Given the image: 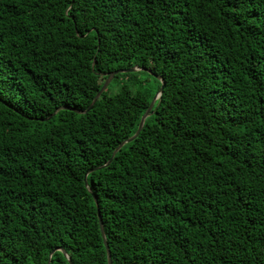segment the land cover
I'll return each instance as SVG.
<instances>
[{"label": "trees", "instance_id": "trees-1", "mask_svg": "<svg viewBox=\"0 0 264 264\" xmlns=\"http://www.w3.org/2000/svg\"><path fill=\"white\" fill-rule=\"evenodd\" d=\"M99 216L112 264H264V0H0V264H109Z\"/></svg>", "mask_w": 264, "mask_h": 264}, {"label": "water", "instance_id": "water-1", "mask_svg": "<svg viewBox=\"0 0 264 264\" xmlns=\"http://www.w3.org/2000/svg\"><path fill=\"white\" fill-rule=\"evenodd\" d=\"M138 71H146L148 73H151L149 70H145V69H142V68H139L137 66H135L134 68H131V69H125V70H118V71H115L113 73H110V74H107V80L106 82L104 83V86L102 87L101 91L97 94V96L95 97L93 103L91 104V106L89 107V109L87 111H78V110H73V109H70L74 112H77V113H87L88 111L91 110V108L96 104V102L98 101V99L101 97V95L105 92V90L109 87V85L111 84V82L114 80V78L118 75V74H123V73H134V72H138ZM154 77H156L158 80H160L162 82V86H161V89L159 90V92L156 94V96L154 97L149 109L147 110V112L144 114V116L142 117L141 119V122H140V126H139V129L137 131V133L130 139L124 141L113 153L112 155V158L110 159V161L104 166V167H101L99 169H102V168H105V167H108L114 157L117 155V153L128 143H131L133 141H135L140 133L142 132L143 128H144V125H145V121L147 120V118L151 115V111L153 110L155 104L157 103V101L162 97L163 95V92H164V89H165V82L164 80L159 77V76H156V75H153ZM64 109H68V108H61L59 109L57 112H59L60 110H64ZM56 113L54 115H56ZM89 174V173H88ZM88 174L86 175L85 177V184L86 186L88 187V181H87V176ZM89 191L91 192V190L89 189ZM100 218V227H101V232H102V235H103V239H104V243H105V246H106V249H107V253H108V260H109V264H112V258H111V252H110V248H109V245H108V242H107V239H106V234H105V229H104V224H103V220H102V217L99 216ZM56 252H62L65 257L68 259V261L70 262V264H73L71 258L68 256V254L61 248H58L56 250H54L51 254H50V258H49V262L48 264H51V260L53 258V255L56 253Z\"/></svg>", "mask_w": 264, "mask_h": 264}, {"label": "rangeland", "instance_id": "rangeland-1", "mask_svg": "<svg viewBox=\"0 0 264 264\" xmlns=\"http://www.w3.org/2000/svg\"><path fill=\"white\" fill-rule=\"evenodd\" d=\"M139 78L143 81H145V83H149L152 82V79L149 78L147 75L141 73L139 74ZM112 83V82H111ZM123 84H129L127 82V80L124 77H120V79L115 80L108 88V94L109 95H114L116 94L120 88L122 87ZM130 85V84H129ZM131 87H133L132 85H130Z\"/></svg>", "mask_w": 264, "mask_h": 264}]
</instances>
